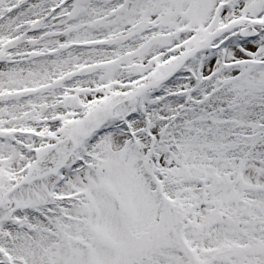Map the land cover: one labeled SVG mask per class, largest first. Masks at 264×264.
I'll return each mask as SVG.
<instances>
[{"label": "snow or ice", "instance_id": "obj_1", "mask_svg": "<svg viewBox=\"0 0 264 264\" xmlns=\"http://www.w3.org/2000/svg\"><path fill=\"white\" fill-rule=\"evenodd\" d=\"M0 264H264V0H0Z\"/></svg>", "mask_w": 264, "mask_h": 264}]
</instances>
